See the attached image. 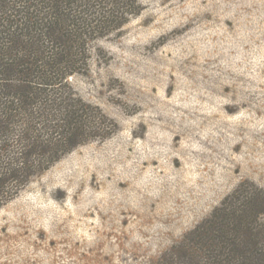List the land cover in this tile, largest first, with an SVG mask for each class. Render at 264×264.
<instances>
[{"label": "rangeland", "instance_id": "374dc122", "mask_svg": "<svg viewBox=\"0 0 264 264\" xmlns=\"http://www.w3.org/2000/svg\"><path fill=\"white\" fill-rule=\"evenodd\" d=\"M127 9L69 77L99 133L0 205V264H186L227 196L264 199V0Z\"/></svg>", "mask_w": 264, "mask_h": 264}, {"label": "trees", "instance_id": "16d2710c", "mask_svg": "<svg viewBox=\"0 0 264 264\" xmlns=\"http://www.w3.org/2000/svg\"><path fill=\"white\" fill-rule=\"evenodd\" d=\"M134 4L0 0V205L99 133L100 117L69 77L87 60L88 41L121 27ZM263 211L258 195L227 196L193 229L186 264H264Z\"/></svg>", "mask_w": 264, "mask_h": 264}]
</instances>
